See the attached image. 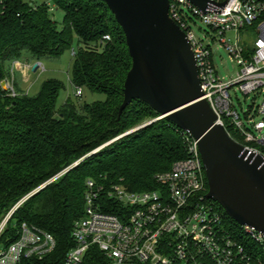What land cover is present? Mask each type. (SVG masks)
Here are the masks:
<instances>
[{
  "label": "trees",
  "instance_id": "obj_1",
  "mask_svg": "<svg viewBox=\"0 0 264 264\" xmlns=\"http://www.w3.org/2000/svg\"><path fill=\"white\" fill-rule=\"evenodd\" d=\"M53 1L64 13L63 29L52 19L54 9L47 4L5 0V11L0 13V220L30 195L12 216L2 239H17L15 222L56 240L50 255L25 264H63L74 246V223L84 214L88 181L107 187L122 185L131 192L154 190L159 188L156 176L186 157L182 131L167 119L154 121L159 114L147 104L134 100L119 115L132 58L107 4L103 0ZM105 36L110 40H104ZM75 37L71 82L105 94V102L77 106L67 101L58 108L63 85L55 79L44 81L34 96L17 83L16 97L1 87L12 76L11 63L59 58L72 48ZM148 122L152 123L128 133ZM225 128L234 140L264 155L263 145L247 143L229 121ZM227 220L240 228L228 215ZM245 240L251 264H264V242ZM82 264L109 262L93 247Z\"/></svg>",
  "mask_w": 264,
  "mask_h": 264
},
{
  "label": "built area",
  "instance_id": "obj_2",
  "mask_svg": "<svg viewBox=\"0 0 264 264\" xmlns=\"http://www.w3.org/2000/svg\"><path fill=\"white\" fill-rule=\"evenodd\" d=\"M210 1L209 12L203 13L189 0H170V17L191 44L204 99L217 115V122L225 127L229 121L247 143L264 146V0ZM4 11L5 0H0V13ZM194 18L214 33L212 42L218 39L225 46L230 60L239 67L236 80L227 82L220 77L210 43L192 29ZM104 40L109 41L110 36ZM17 67L32 70L30 64L19 61L13 69ZM43 69L37 63L36 72ZM10 80H5L6 90L16 97ZM75 90L77 97L83 96L82 88ZM232 91L263 97L259 106L244 112L245 121L234 108ZM257 116L262 119L255 120ZM181 131L186 157L156 176L158 189L131 192L122 185L107 187L88 181L84 214L74 223V246L63 264H82L93 247L109 264H251L245 239L262 243L264 234L245 225L236 228L220 205L207 198L209 187L198 142ZM27 198L0 220V264L42 261L56 248L53 235L26 223L13 225L18 231L15 241L2 239L12 216Z\"/></svg>",
  "mask_w": 264,
  "mask_h": 264
},
{
  "label": "water",
  "instance_id": "obj_3",
  "mask_svg": "<svg viewBox=\"0 0 264 264\" xmlns=\"http://www.w3.org/2000/svg\"><path fill=\"white\" fill-rule=\"evenodd\" d=\"M103 1L121 26L132 58L119 115L140 100L159 114L154 121L167 119L192 135L206 171L207 198L239 225L264 234V155L234 140L217 122L204 99L191 44L170 17V0ZM189 1L203 13L213 4ZM1 87L7 89L5 81Z\"/></svg>",
  "mask_w": 264,
  "mask_h": 264
},
{
  "label": "rangeland",
  "instance_id": "obj_4",
  "mask_svg": "<svg viewBox=\"0 0 264 264\" xmlns=\"http://www.w3.org/2000/svg\"><path fill=\"white\" fill-rule=\"evenodd\" d=\"M23 2L31 5L33 4L36 6L42 4L49 5L51 9H54V12H51L52 19L56 21L59 29L64 28V13L56 9L53 0H23ZM191 25L194 33L200 39H204L206 44L210 43L213 51V62L220 77L227 82L236 80L239 72V67L237 66L236 63L230 60L229 53L226 50L225 46L218 39H216L217 41L213 40L214 42H212V38L215 37L214 33L201 20L194 18V23H191ZM229 36L233 37L232 34H229ZM76 48H77V38L75 37L72 48L67 50L59 58L42 60L35 63L20 60L19 62L22 64H30L32 70L29 71L28 76L26 77H23L22 73H20L18 70L14 71V73L11 76L12 78L8 77V79H11L10 80L12 82L11 85L12 84L15 85L14 83L16 79V83L19 88H21L27 94L34 96L37 93H39L40 87L44 81L48 79L58 80L63 85V88L60 92L59 99L57 102L58 108L63 106L67 101H72L77 106L84 103L94 104L99 102H105L107 99L105 94L92 92L88 89H83L82 97L79 98L76 96V90H75L76 87L71 82L72 69L74 65V56L72 50ZM39 62L42 64V67L44 69L34 73L33 68ZM13 66L14 63H11L10 66L11 72L15 70L13 69ZM262 101H263L262 96L256 98L254 97V95L245 96L239 91L236 94L232 91V103L234 105V108L238 111V113L240 114V116L244 121H245L244 112L248 110L250 106L256 108L262 103ZM260 119H262V117L260 116H257L255 118V120H260ZM152 122L145 123L142 126H139L138 128H135L128 133L137 131L140 128ZM94 153L96 152H93L92 154ZM60 175L53 178L52 181L58 179ZM37 190H39V188L34 190L32 193L36 192ZM29 196H26L25 198ZM13 225H16L15 222H13Z\"/></svg>",
  "mask_w": 264,
  "mask_h": 264
},
{
  "label": "crops",
  "instance_id": "obj_5",
  "mask_svg": "<svg viewBox=\"0 0 264 264\" xmlns=\"http://www.w3.org/2000/svg\"><path fill=\"white\" fill-rule=\"evenodd\" d=\"M35 62H36V61H35ZM35 62H33V63H35ZM16 70H18L20 73H22L23 77L28 76L29 71L23 70L22 67H21V68H20V67H17ZM16 70H15V71H16ZM33 72L36 73V71H34V70H33ZM15 83H16V79H15ZM25 93H26V92H25Z\"/></svg>",
  "mask_w": 264,
  "mask_h": 264
}]
</instances>
